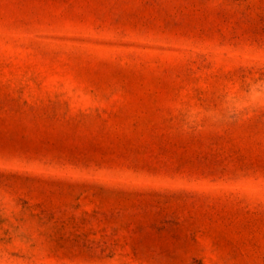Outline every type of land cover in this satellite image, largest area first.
<instances>
[{
	"label": "rangeland",
	"instance_id": "rangeland-1",
	"mask_svg": "<svg viewBox=\"0 0 264 264\" xmlns=\"http://www.w3.org/2000/svg\"><path fill=\"white\" fill-rule=\"evenodd\" d=\"M0 264H264V0H0Z\"/></svg>",
	"mask_w": 264,
	"mask_h": 264
}]
</instances>
